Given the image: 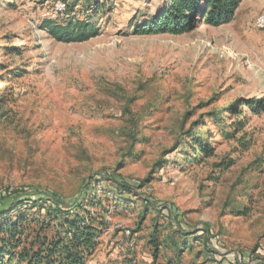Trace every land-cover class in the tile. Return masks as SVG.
<instances>
[{
    "label": "rangeland",
    "instance_id": "374dc122",
    "mask_svg": "<svg viewBox=\"0 0 264 264\" xmlns=\"http://www.w3.org/2000/svg\"><path fill=\"white\" fill-rule=\"evenodd\" d=\"M165 1L0 0V219L95 197L93 264H264V112H227L264 94V0L137 34ZM68 19L99 33L56 40L47 23Z\"/></svg>",
    "mask_w": 264,
    "mask_h": 264
},
{
    "label": "trees",
    "instance_id": "16d2710c",
    "mask_svg": "<svg viewBox=\"0 0 264 264\" xmlns=\"http://www.w3.org/2000/svg\"><path fill=\"white\" fill-rule=\"evenodd\" d=\"M241 2L166 0L154 17L134 31L137 34L177 35L191 30L196 23L219 26L232 21ZM103 7L104 3L89 6L94 8L95 13ZM46 28L56 40L62 42H82L99 33V27L87 19L48 22ZM227 112L241 115L243 122L249 115L263 113L264 94L258 99L241 98ZM235 127L241 130L242 124ZM192 142L198 148L196 152L200 155L208 154V149L198 139L192 138ZM20 204H28L25 207L36 211L0 219V264H93L91 258L107 223L100 211H90L87 206L102 209L100 200L90 197L86 207L77 205L69 209L61 207L57 198H49V201L42 198L37 201L23 200Z\"/></svg>",
    "mask_w": 264,
    "mask_h": 264
},
{
    "label": "built area",
    "instance_id": "2783aa9c",
    "mask_svg": "<svg viewBox=\"0 0 264 264\" xmlns=\"http://www.w3.org/2000/svg\"><path fill=\"white\" fill-rule=\"evenodd\" d=\"M64 8H63V5L59 4V3H56L55 4V10H54V15L58 12H61L63 11ZM254 26L257 28V29H260V30H263L264 31V11L259 13L255 20H254Z\"/></svg>",
    "mask_w": 264,
    "mask_h": 264
}]
</instances>
